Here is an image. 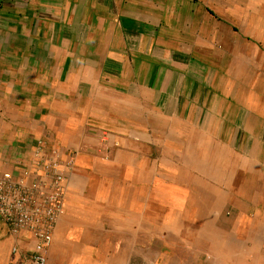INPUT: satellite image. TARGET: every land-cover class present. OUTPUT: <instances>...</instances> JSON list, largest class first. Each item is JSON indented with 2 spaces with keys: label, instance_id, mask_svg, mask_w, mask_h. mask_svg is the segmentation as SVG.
<instances>
[{
  "label": "crops",
  "instance_id": "crops-1",
  "mask_svg": "<svg viewBox=\"0 0 264 264\" xmlns=\"http://www.w3.org/2000/svg\"><path fill=\"white\" fill-rule=\"evenodd\" d=\"M243 1L0 0V171L30 161L40 140L74 159L47 264H101L95 248L162 230L186 191L212 235L203 264H264V87L236 58L244 16L221 6ZM258 50L245 54L256 64ZM107 146L111 158L94 155ZM175 162L217 168L220 189L196 201ZM32 245L0 219V264H27Z\"/></svg>",
  "mask_w": 264,
  "mask_h": 264
},
{
  "label": "rangeland",
  "instance_id": "rangeland-1",
  "mask_svg": "<svg viewBox=\"0 0 264 264\" xmlns=\"http://www.w3.org/2000/svg\"><path fill=\"white\" fill-rule=\"evenodd\" d=\"M260 4H246V0L242 2V4H222L225 9L235 10L238 13L242 14L241 17L244 16L245 23L242 25L235 24V28H237V33H242L240 28H243V36H240V48L244 51L243 54H239L236 56L237 60H241L243 64L247 66H251V64L257 65L259 67V75L261 76V80L259 82L260 87H264V0H258ZM220 5V4H218ZM222 8V7H221ZM251 14V15H250ZM235 23V22H234ZM238 25V26H237ZM254 34L257 38L261 40H257L254 38ZM238 46V45H237ZM251 48L259 49L260 57H259V64H256L255 61L257 58H253V62L251 56H246L245 54H249L247 51ZM247 52V53H246ZM232 59V58H231ZM245 77H247L245 75ZM246 81V80H245ZM250 81V79H249ZM246 93V92H245ZM264 90H261V96H263ZM260 98V99H259ZM259 100H263L264 97H259ZM214 131V129H213ZM199 145H203L199 143ZM197 145L196 151L200 149ZM110 147H99L97 151L94 152L95 156H100L103 158H108ZM201 153V156H199ZM110 154V153H109ZM205 155L202 152L195 153V157L192 160L193 162H202L204 161ZM111 158V154H110ZM204 159V160H203ZM177 165L176 167H172L173 174L182 179L180 182L181 186H187L185 184V180L189 179L191 182H194V186L196 188V201L203 200V192L207 190L211 186L220 189L218 185V181L215 179V174L218 172L216 168L215 171L206 170L200 171L199 167L197 169H189L183 166L180 163L175 162ZM215 180H213V179ZM179 179V180H180ZM192 185L190 184V187ZM177 189L178 187L175 186ZM188 188V186L186 187ZM175 190H171L173 192ZM182 196H174L177 197L179 200H175L174 202L178 205L179 209L176 211L174 215H167L164 217V225L162 227L159 224L156 225H149V232L148 234H142V238L140 236L137 237L132 236V241H127V244L124 242H118V244L123 245H132L131 248H113L110 245V248L106 249L105 251L101 248H95V256L100 258V262L106 258H109L113 254H119L121 257H127V264H203V260L205 259L203 246H205V241H210L211 234L209 230L207 233L204 232V223L202 218L204 217H194V214L191 212L189 208V199L191 198L190 195L186 194ZM215 196L216 201H213V205L219 206L222 209L223 214H227L230 212L232 213L234 207L226 206L220 200L223 199L218 193L213 192V197ZM225 200V199H223ZM211 202V203H212ZM222 203V204H220ZM201 205V202H196L194 204L196 208L198 205ZM203 204V201H202ZM176 205V206H177ZM195 208L196 212L197 209ZM233 210V211H232ZM155 228L157 231H152ZM209 235V236H208ZM146 236V248H144L145 242L144 237ZM208 236V237H206ZM209 239V240H208ZM104 245H109V243H104ZM142 246V248H140Z\"/></svg>",
  "mask_w": 264,
  "mask_h": 264
},
{
  "label": "built area",
  "instance_id": "built-area-1",
  "mask_svg": "<svg viewBox=\"0 0 264 264\" xmlns=\"http://www.w3.org/2000/svg\"><path fill=\"white\" fill-rule=\"evenodd\" d=\"M42 144L40 140L35 146L30 161H15L11 169L0 171V219L12 235L30 236L27 264H47L54 228L64 214L67 172L74 165L72 157L61 160Z\"/></svg>",
  "mask_w": 264,
  "mask_h": 264
},
{
  "label": "bare ground",
  "instance_id": "bare-ground-1",
  "mask_svg": "<svg viewBox=\"0 0 264 264\" xmlns=\"http://www.w3.org/2000/svg\"><path fill=\"white\" fill-rule=\"evenodd\" d=\"M263 15H264V13H263ZM240 67V66H239ZM261 97V96H260Z\"/></svg>",
  "mask_w": 264,
  "mask_h": 264
}]
</instances>
